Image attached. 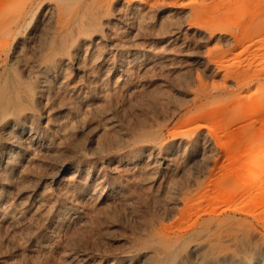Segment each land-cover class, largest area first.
Masks as SVG:
<instances>
[{
    "label": "rangeland",
    "instance_id": "1",
    "mask_svg": "<svg viewBox=\"0 0 264 264\" xmlns=\"http://www.w3.org/2000/svg\"><path fill=\"white\" fill-rule=\"evenodd\" d=\"M150 1L133 27L113 20L94 55L116 45L138 57L110 135L120 145L127 134L131 148L114 172L119 194L99 190L79 220L40 232L23 264H121L123 254L124 264H174L160 248L184 202L223 209L243 205L242 183L264 190V0H160L159 11Z\"/></svg>",
    "mask_w": 264,
    "mask_h": 264
},
{
    "label": "bare ground",
    "instance_id": "2",
    "mask_svg": "<svg viewBox=\"0 0 264 264\" xmlns=\"http://www.w3.org/2000/svg\"><path fill=\"white\" fill-rule=\"evenodd\" d=\"M159 1H150L157 11ZM143 2L0 0V264H23L40 232L79 220L99 190L117 198L114 172L131 148L127 134L120 145L110 135L122 121L116 95L136 89L138 57L116 45L94 55L111 22L133 27ZM243 185L240 206L184 202L160 252L174 264H264V190Z\"/></svg>",
    "mask_w": 264,
    "mask_h": 264
}]
</instances>
